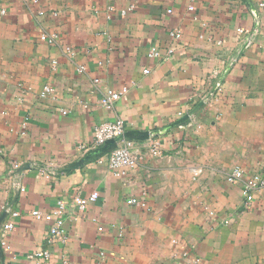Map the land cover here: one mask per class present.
Returning <instances> with one entry per match:
<instances>
[{
    "label": "crops",
    "instance_id": "0c3cea01",
    "mask_svg": "<svg viewBox=\"0 0 264 264\" xmlns=\"http://www.w3.org/2000/svg\"><path fill=\"white\" fill-rule=\"evenodd\" d=\"M261 1L0 0V211L18 213L0 212V264H34L45 248L46 264H264ZM123 87L112 110L100 104ZM116 117L161 153L126 175L107 154L66 169ZM236 166L243 180L227 181ZM250 179L263 186L245 206ZM92 191L78 210L74 196ZM59 200L67 237L47 243L52 219L31 211Z\"/></svg>",
    "mask_w": 264,
    "mask_h": 264
},
{
    "label": "built area",
    "instance_id": "2783aa9c",
    "mask_svg": "<svg viewBox=\"0 0 264 264\" xmlns=\"http://www.w3.org/2000/svg\"><path fill=\"white\" fill-rule=\"evenodd\" d=\"M258 8L264 7V0L259 2L257 5ZM192 9V7H190ZM124 13V12H123ZM238 33H243V30L241 28L237 29ZM173 36H175V33H172ZM41 40L47 41L49 43H55L56 37L55 35H49V34H42L40 37ZM68 52H71L70 48H66ZM170 51V50H169ZM160 50L156 48H151L148 52V56H160ZM82 69V68H81ZM80 70V68H79ZM144 72H148V70H144ZM95 82H98L97 79L94 80ZM53 91V88L51 86H44L43 90L41 91V96H45L46 94H50ZM127 91L125 87L121 88L120 90H112L109 91L106 95H104L101 100L100 104L105 107L108 110H112L114 108V104L119 98ZM178 117L183 116L184 114L182 112L177 113ZM127 130L126 124L121 117H116L114 120L102 122L93 128V145L94 146H100L102 145L106 140L111 139L115 136H118L125 132ZM152 137V136H151ZM149 138L146 141L143 142H131L126 141L118 145L115 149H113L111 152L107 153L106 155V162L109 167V169L114 173L118 175H126L131 170L135 169L139 163L145 158L146 155L151 156H157L161 153V146L160 142L158 140H154L152 138ZM18 165L14 164V168H17ZM53 168H48L46 170V173L48 176L54 174ZM243 169L240 166L234 167L227 176V181L229 182H237L243 180ZM258 185L263 186L262 182H256L253 179L246 180L245 181V189L242 191L243 196L246 198V202L244 203L245 206L248 205L249 202V195L251 193V190L255 187H258ZM99 197V194L97 191H92L86 196H80L76 195L73 198V202L75 203L76 207L80 211H84L86 207L92 203L95 202ZM129 204L135 205L137 204L136 200L129 199ZM145 205V204H141ZM8 212V208L4 207L1 209L0 212ZM64 203L59 200L57 201V204L55 207L52 208V211L47 214H43L39 210H32L31 215L36 219L41 218H47L52 219V223L50 226V232L47 238V243H52L55 241L57 237H61L64 241L66 236V229L64 224ZM11 217H15L18 215L17 212H8ZM14 227L12 221H6L3 223V229L10 231ZM3 246L6 248H9L6 245V242L3 240L0 242ZM34 264H46L47 260L49 259V250L47 248L45 249H39L37 250L34 255ZM101 264H104L101 262Z\"/></svg>",
    "mask_w": 264,
    "mask_h": 264
},
{
    "label": "water",
    "instance_id": "95a60500",
    "mask_svg": "<svg viewBox=\"0 0 264 264\" xmlns=\"http://www.w3.org/2000/svg\"><path fill=\"white\" fill-rule=\"evenodd\" d=\"M203 105V102L198 103L192 110H190L187 114H184L180 118H178L173 124L170 125V128H175L179 126H184L190 121V117ZM151 131L148 130H126L122 134L115 136L111 139L106 140L102 145L97 146L94 151L86 156L85 158L79 160V162L75 164H71L69 169L73 166L81 165L86 159L92 158L94 156H101L111 152L118 145L123 142L131 141V142H143L148 140L151 137ZM27 166H23L26 168Z\"/></svg>",
    "mask_w": 264,
    "mask_h": 264
}]
</instances>
